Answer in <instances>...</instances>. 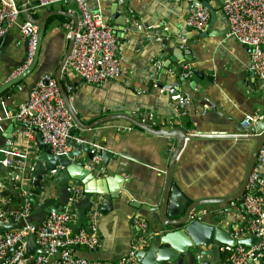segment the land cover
<instances>
[{
    "label": "crops",
    "instance_id": "0c3cea01",
    "mask_svg": "<svg viewBox=\"0 0 264 264\" xmlns=\"http://www.w3.org/2000/svg\"><path fill=\"white\" fill-rule=\"evenodd\" d=\"M35 1L37 0H26L27 3ZM86 1L88 10L100 13L104 21L115 30L118 55L126 75L103 85H94L84 82L73 72H64L76 84L74 94L63 82L71 104L82 122L90 125L101 118L125 113L136 119L140 113L153 114L162 129L175 132L184 130L188 136L186 146L174 165L171 187L177 186L192 202L221 199L235 194L246 176L253 141L215 136L214 134L226 130L235 131V126L223 119L224 125L211 123L208 113L201 106H207L208 100L196 103L190 99L186 114L182 115L172 107L167 94H159L153 88L155 82H177L174 63L166 66L170 59L166 49L184 45L182 36L186 41L191 32L185 26L190 2L124 0L120 4L118 0ZM197 1L209 6L212 13L208 26L194 34L190 40L187 39V42L195 43L191 47L194 51L193 58L198 63L185 67L184 73L186 68L205 70L207 74L215 72L216 82L208 87L205 84L206 88L202 84L194 91L190 88L191 82L185 83L184 94L199 99L208 97L221 104L225 113L234 116L240 123L250 114L263 116V80L249 71L251 48L230 35L228 22L222 11L224 0ZM28 13L35 19L44 14L50 15L47 19L49 31L43 42L39 63L46 64L49 61L50 68L54 70L57 61L65 54L71 36L64 25L71 20L75 22L72 18L79 19L80 12L75 3L70 2L68 5L30 8ZM24 22L27 21L22 13L20 23ZM166 33L168 36L165 38L163 34ZM6 36L3 53L7 62L1 58L0 87L11 79L15 65L27 58L21 27L14 24L8 29ZM165 43H169L170 47L166 48ZM190 50L186 47L183 49L187 56L192 55ZM153 60L160 62V68L153 66ZM190 80L191 75L188 77V81ZM34 83V78L30 75L10 88L1 100L6 101L12 111L17 112L27 101ZM127 128L130 130H126ZM8 129V125H2L0 135ZM22 129L24 127L21 125L14 128L15 137L11 140L14 142L13 148L26 154L28 164L34 167L40 153L37 140L39 133L36 132L34 140L19 138L17 133ZM87 132L81 138L85 143L93 141L97 150L107 149L117 156H113L107 166L101 160L104 172L96 167L94 173L100 178L118 174L120 177L117 178L122 179L117 182L119 188H122V196L114 202L118 209L107 216L100 213L101 204L98 205L100 247L94 252L77 249L74 254L92 261H118L128 254L136 240L138 228L134 225V219L145 220L151 229L159 227L158 210L166 187V173L178 143L174 138L148 133L126 120L107 122ZM73 136L80 138V129H76ZM9 147L7 144L0 149V161L6 158L5 150ZM261 174L264 179V164ZM1 179L6 188L0 191V199H5L8 197L5 194L10 187L11 175L6 172ZM15 187L17 190V181ZM81 187L84 190V186ZM49 192L43 197L53 198L57 202L56 188L50 187ZM36 200L42 202V195ZM231 206L234 210L226 217L230 220V225L238 228L245 223L246 214L241 200L240 203L235 202L227 207L224 205L226 208ZM208 260L209 257H203V264ZM250 264L262 263L253 261Z\"/></svg>",
    "mask_w": 264,
    "mask_h": 264
},
{
    "label": "built area",
    "instance_id": "2783aa9c",
    "mask_svg": "<svg viewBox=\"0 0 264 264\" xmlns=\"http://www.w3.org/2000/svg\"><path fill=\"white\" fill-rule=\"evenodd\" d=\"M118 1L120 4L124 2V0ZM188 1L190 5L185 18L186 29L189 31L204 30L211 17L209 9L197 6L194 3L195 0ZM37 2L40 8L68 5L74 2L80 12L77 23L71 20L64 25L70 34L75 32L73 47L64 66V72H73L84 82L94 85H103L126 75L118 55V38L115 30L104 21L100 13H91L88 10L86 0H37ZM222 11L228 22L230 35L251 48L250 73L264 81V0H224ZM22 13V8L16 0H0V39L5 38L8 29L15 24L21 27L23 38L28 40L25 64L15 69L10 80L15 79L31 64L37 45L38 26L29 22L21 24ZM160 39L159 37L158 40ZM182 39L185 40L183 36ZM152 62L154 67L160 68L158 60ZM1 68L0 57V72ZM190 75L191 69L186 68L183 76L188 78ZM153 88L159 94H167L172 107L182 115L186 114V106L190 98L181 93L178 83L155 82ZM136 117L140 123L148 127L162 129L153 114L140 113ZM262 117L246 116L240 123V127L246 129ZM15 118L25 125L24 129L17 133L19 138L34 140L37 132L50 146L54 155H67L74 150V145L69 142L70 130L74 126V121L65 106L58 83L53 76L42 77L30 88L28 99L20 106ZM72 138L77 145L85 143L81 138L74 136ZM7 144L10 147L5 150L6 158L2 162L12 167L17 173L19 203L16 204L11 196L0 199V221L5 223L10 220L18 222L30 214L33 207L31 188L35 181L32 174L34 167L28 164L27 155L13 148V141L8 140ZM93 152L96 154V147ZM100 162L101 160L95 156L87 168L99 167L100 172H104L105 169ZM263 164L264 143L258 153L256 164L241 200L246 214L245 223L235 228L232 234L236 240L247 239L255 235L259 243L251 248L241 244L236 247L222 246L221 264H250L253 261H260L264 264V179L261 177ZM56 173L57 170L46 173L45 179H51ZM5 188V182L1 179L0 191ZM68 190L69 201L62 213L49 215L38 229L33 223H27L19 230L5 231L0 234V264H138L136 254L139 250L149 246L152 235L150 225L139 218L134 219L138 233L127 256L118 261H92L75 256V250H80L82 246L88 249L100 247L98 229L100 213L98 205L92 206L87 213L89 229L82 227L78 233L74 234L70 224L76 221V204L86 195L81 185L74 182H70ZM45 201L46 198L42 195V202ZM32 233L36 235L35 241L42 253H35L27 259V238ZM15 247L16 249L8 256V252ZM163 264L175 263L165 262ZM196 264H203L202 255H197Z\"/></svg>",
    "mask_w": 264,
    "mask_h": 264
},
{
    "label": "water",
    "instance_id": "95a60500",
    "mask_svg": "<svg viewBox=\"0 0 264 264\" xmlns=\"http://www.w3.org/2000/svg\"><path fill=\"white\" fill-rule=\"evenodd\" d=\"M18 2L22 5L23 15L26 21L38 26V39L31 64L15 79L8 81L0 87V127L2 125L9 126V129L0 135V149L7 144L8 140H12L15 137L14 128L16 125L25 127L24 124L16 120V111H12V109L6 104V101L1 99L11 90L10 88L23 82V80L30 75L34 78V85L39 82L42 77L51 75L56 79L65 106L74 121V126L70 130L71 137L69 138V142L74 145V150L67 155H54L50 146L44 142L41 134L38 135L37 140L40 153L32 172L35 178L33 187L39 189L42 194L46 196V194L50 191V187L54 186L56 188L57 202H55L53 198H46L45 202H38L36 199L32 198L31 202L33 207L30 214L25 219H21L18 222H15L14 220H10L8 223L0 221V234L5 231L19 230L25 227L27 223H33L35 228L38 229L44 219H46L49 215L53 213H62L64 207L69 201L70 193L68 188L70 182L83 185V192L86 195L76 204V221L74 224H70L74 234L78 233L82 227L86 230L89 229L87 213L92 206L101 204L100 213L103 216L114 213L118 209L117 206H114V202L121 199L122 196V188H119L117 182L122 179L117 178L120 177L118 174H116V176L97 177L94 173L96 172V169H88L87 166L95 158V156L98 159L103 160L104 164L107 166L109 165L111 158L115 155L107 149L97 150L96 154H94L93 151L95 143L93 141L77 145L75 144L72 136L76 129H80V138H84L88 133L87 131L93 130L99 125L115 120H126L148 133L174 138L178 143L166 173V187L158 210L160 225L157 229L150 228L152 235L149 246L139 250L136 254L138 264H163L165 262H173L175 264H196V257L198 254L203 257H209V260L204 264H221L222 246L236 247L238 244H241L245 247L251 248L258 245L259 239L255 235L242 240H236L232 237L234 229L237 226L230 225V220H228L226 216L228 214H232L234 209L232 206L230 208L226 207L227 205L235 202L240 203V200H242L245 193V188L250 174L256 164L258 153L264 143V115L262 119L258 120L255 124L248 126L246 129H242L238 119L234 116L232 117L231 115H227L225 110L220 107L221 104L209 100L208 97L199 99L190 94H184L185 89L183 87L185 83L191 82L190 88L194 91L202 84L204 85V88H206V85L208 87L209 84L213 85L216 82L215 72L207 74L205 70L200 71L195 68H189L191 69L190 81H188V78L183 76L186 66L191 67L198 63V61L193 58L194 51L191 47V45H194L195 43H189L187 42V39L190 40L191 37L196 33L198 34L199 31H191L188 34L186 41H183L184 48L186 47L188 50L191 49L190 51L192 52V55L187 56L183 51L184 48L179 45L177 47L170 48L169 50L166 49V52L170 55V59L166 66L168 67L170 63H174V71L178 76L177 83L180 85V91L182 94L189 97L196 103L208 100L207 106H205V104H202L201 106L205 108V111L208 113L211 123L224 125L225 122H223V120H227L235 126V131L226 130L224 132L214 134L215 136L218 135L228 136L227 138L250 139L253 141V150L244 181L235 194L221 199L192 202V200L187 198L177 186L173 185L171 187V177L174 165L186 146V138H188L186 132L184 130L175 132L151 128L140 123L129 113L110 115L101 118L90 125H85L72 106L68 92L63 85L64 82L66 86L71 89L72 93H76V84H73L70 77L65 75L63 71L73 47L75 32L71 34L66 52L57 61L58 63L54 70L50 68L49 61L46 64H40L39 60L42 55L43 42L49 31L47 19L50 15L44 14L39 19L32 18L29 16L28 10L30 8L38 7V2L35 1L27 3L26 0H18ZM194 3L199 7H207L210 13H212L209 6H204L197 0H195ZM72 19H74L77 23L78 18L75 17ZM125 25L126 24H124L123 27H125ZM163 36L166 38L168 34H163ZM6 37L0 39V57L5 62H7V58L3 53V48L6 43ZM165 44L166 48L170 47L168 45L169 43ZM24 47L25 53L27 54L28 40H24ZM24 64L25 59L16 64L14 68H21ZM262 88L264 90V81ZM250 115L253 116L254 114ZM195 136H197V134H195ZM191 137L193 138V136ZM115 157L117 158V156ZM52 170H57V173L51 179H47L49 186L45 188L42 186L43 181L46 180L44 175ZM6 172L11 175V181L10 187L5 196H13L19 199V193L15 187L17 173L12 167L6 166L2 161H0V180L2 175ZM224 205H226V207H224ZM224 221L225 224L223 223ZM35 239L36 235L34 233L27 238V259L35 253H42V251L38 248ZM15 249L16 247L10 250L8 252V256H10ZM81 250L85 252L96 251V249H88L85 246H82ZM256 254L257 252L255 251V255Z\"/></svg>",
    "mask_w": 264,
    "mask_h": 264
},
{
    "label": "trees",
    "instance_id": "16d2710c",
    "mask_svg": "<svg viewBox=\"0 0 264 264\" xmlns=\"http://www.w3.org/2000/svg\"><path fill=\"white\" fill-rule=\"evenodd\" d=\"M42 186L45 188L48 187L49 182L47 180L43 181ZM31 192H32V198H34V199L38 198V196H40V195H44V194H42V192L39 189H37L33 186L31 188ZM12 198L16 204L19 202V199L15 198V197H12Z\"/></svg>",
    "mask_w": 264,
    "mask_h": 264
},
{
    "label": "rangeland",
    "instance_id": "374dc122",
    "mask_svg": "<svg viewBox=\"0 0 264 264\" xmlns=\"http://www.w3.org/2000/svg\"><path fill=\"white\" fill-rule=\"evenodd\" d=\"M177 83V82H176Z\"/></svg>",
    "mask_w": 264,
    "mask_h": 264
}]
</instances>
